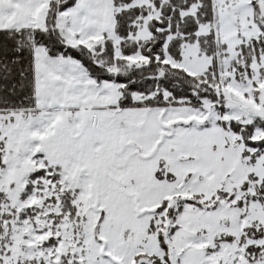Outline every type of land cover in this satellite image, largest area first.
<instances>
[{
	"label": "snow or ice",
	"instance_id": "obj_1",
	"mask_svg": "<svg viewBox=\"0 0 264 264\" xmlns=\"http://www.w3.org/2000/svg\"><path fill=\"white\" fill-rule=\"evenodd\" d=\"M0 264H264V0H0Z\"/></svg>",
	"mask_w": 264,
	"mask_h": 264
}]
</instances>
